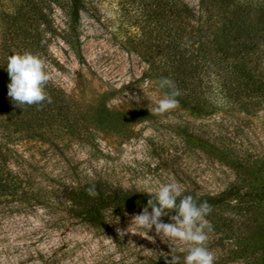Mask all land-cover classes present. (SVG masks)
<instances>
[{"label":"rangeland","instance_id":"374dc122","mask_svg":"<svg viewBox=\"0 0 264 264\" xmlns=\"http://www.w3.org/2000/svg\"><path fill=\"white\" fill-rule=\"evenodd\" d=\"M180 1L192 10L184 26L206 41L204 62L198 46L184 65L160 47L155 0H83L78 12L72 0H0V171L13 177L0 194V264H166L169 245L131 222L142 211L108 212L93 226L71 211V186L102 179L154 192L171 182L183 194H220L249 169L264 182V95L230 93L240 64L264 79V32L241 52L238 36L228 55L216 40L225 24L258 21L264 0ZM24 52L40 56L51 77L47 117L44 103L19 107L7 94V57ZM162 78L181 95L177 108L155 114L170 91ZM239 201L226 211L239 235L264 238V216ZM205 219L215 264H252L240 239ZM184 247L174 253L181 264Z\"/></svg>","mask_w":264,"mask_h":264},{"label":"trees","instance_id":"16d2710c","mask_svg":"<svg viewBox=\"0 0 264 264\" xmlns=\"http://www.w3.org/2000/svg\"><path fill=\"white\" fill-rule=\"evenodd\" d=\"M72 4L75 12L84 8L83 0H72ZM155 6L154 14L156 15V19H158V28L164 29V33L159 35L160 39L163 35V41L160 43V47L163 49L167 48V50L170 53L172 52L175 56L179 55L178 62L184 65L187 62L191 64L189 61L193 58V55L189 53L191 50L190 46H198V54L201 55L204 62L208 56L206 41L199 40L198 44L195 34L191 33L189 28L184 26L185 19L182 18L184 16L185 18H191L192 10L180 0H155ZM262 6L263 7L259 10L260 13L258 12V21H253L254 18L251 19L252 14L250 12L251 16L247 19L248 21L245 24L242 25L238 22L234 27L232 23H229L221 28L224 33L222 36L218 35L216 40L224 53L227 55L233 53L232 51H234V46L235 48L237 47V41L239 40L238 36L240 35L243 37L240 52L243 51L248 44L253 43V41L254 43L252 45H255L258 37L263 36L264 5ZM261 16L262 18H260ZM176 20H178V22L180 21L177 25H175L177 22ZM238 49L239 48H236L235 50L237 51ZM226 58H228V56ZM236 70L241 74V77H239V80H237L238 78L231 80L233 84L234 81L237 83L236 86L234 85V89L230 86L231 94H234V91L238 93L239 90H241L239 93L242 96H247L250 95V93L256 92H260V95H264L263 78H258L249 68L247 70L241 64ZM226 76L224 75L223 77L222 82H224V89L220 88L221 93H224L226 89L228 90L230 81H228ZM237 86H239V88H237ZM45 102L44 109H42L41 112L46 116L48 111L50 113V110L45 108ZM252 171L255 170L249 169L244 173L245 176L248 174V178L244 176V178H242V184L237 182L220 194L184 193L183 195H192L194 199L197 200V203L207 201L212 206V211L205 218L212 222L214 221L218 228L223 225L222 227L225 228L224 230L227 231L231 237H234L238 241L240 239L239 245L241 246V255L250 258L252 264H264V238L262 237L253 241L249 238L244 240L243 236L239 235L241 230L240 226L234 224L231 219H229L226 212L234 207V205L230 203V200L237 199L240 200L236 205L239 209L242 210L244 208L241 206V203H247L248 207L254 208L259 214L264 216V182H254L250 180L249 176ZM10 175L7 176L9 177ZM7 176L0 171V194H5L10 188H13L12 184L7 182L9 181ZM10 178L13 177L10 176ZM92 185H95L96 191L99 193L95 197L89 196L86 191V189ZM68 189L70 200L72 201L71 211L74 213V216L81 218L93 226L105 225L107 223L108 212L120 216L134 210L143 211L147 206L148 199H150L149 194L142 190L126 189L102 179L89 181L80 186H71ZM178 202L179 200L177 203ZM149 212H151L150 208ZM175 214L173 210L169 215L164 217L167 218Z\"/></svg>","mask_w":264,"mask_h":264},{"label":"clouds","instance_id":"9594fccd","mask_svg":"<svg viewBox=\"0 0 264 264\" xmlns=\"http://www.w3.org/2000/svg\"><path fill=\"white\" fill-rule=\"evenodd\" d=\"M6 67L10 77L7 94L15 105L21 107L41 105L45 101L51 103V97L45 91L51 77L40 56L31 52L14 53L7 57ZM159 86L170 91L165 93L152 112L164 114L178 107L179 101L176 97L181 92L169 78H162ZM86 191L91 197L99 194L95 185L88 187ZM183 191L178 184L171 182L160 185L154 192L143 190L149 194L150 199L142 213L133 216L131 222L146 232L154 228L156 235L169 245L171 252L164 255L166 264H181V257L174 254L177 251V242L185 245L179 249L185 253L183 264H215L216 257L207 247L208 233L213 228L205 219L211 213L212 206L207 201L197 203L192 195H183ZM173 210L176 214L170 216L172 222H163L161 218ZM117 232L123 237L131 231L128 227L124 230L118 228Z\"/></svg>","mask_w":264,"mask_h":264}]
</instances>
